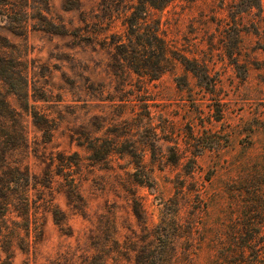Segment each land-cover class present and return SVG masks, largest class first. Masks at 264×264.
Returning <instances> with one entry per match:
<instances>
[{
    "label": "rangeland",
    "instance_id": "1",
    "mask_svg": "<svg viewBox=\"0 0 264 264\" xmlns=\"http://www.w3.org/2000/svg\"><path fill=\"white\" fill-rule=\"evenodd\" d=\"M135 1L0 0V141L12 164L53 173L30 186L29 232L0 264H135L164 244L163 264H231L236 247L248 264L247 246L264 264V0L150 8L155 78L126 59Z\"/></svg>",
    "mask_w": 264,
    "mask_h": 264
},
{
    "label": "trees",
    "instance_id": "2",
    "mask_svg": "<svg viewBox=\"0 0 264 264\" xmlns=\"http://www.w3.org/2000/svg\"><path fill=\"white\" fill-rule=\"evenodd\" d=\"M172 0H136L128 8V12H123L124 25L130 31V34L135 38L141 47L138 50L130 45L133 55L127 56L129 66L136 72H142L155 78L158 76L159 68L157 71L151 72V69H156L158 64L143 60L144 56L152 49L157 53L159 57H163L165 54V44L163 39L159 35V28L156 25H149L147 23V11L150 8H160L165 6ZM113 2V1H112ZM1 9L5 11V6H1ZM14 29L20 30L23 28L21 24L13 26ZM131 37V36H130ZM133 41V38H130ZM144 42V44L142 43ZM124 47V46H123ZM127 52L125 47L122 50ZM3 57L0 55V77H5L6 68L1 63ZM163 59V58H161ZM10 108L4 97L0 92V136L3 138L9 136L11 132V126L8 123L10 117ZM35 118V116H34ZM6 140L0 141V251L7 252L14 245H21L19 241H22L20 232L23 229L25 234L29 232V209H30V186L40 185L43 187H49L53 182V173L49 167H47L40 177L30 174L29 170L25 166L12 164L6 156V148L4 144ZM66 184V195L70 199L78 198V190L76 183L69 179ZM73 201V200H72ZM13 208L16 211V216L20 217L19 220H11L12 225H9L10 217ZM49 211L52 214L54 220L59 221L60 210L54 206H49ZM254 241V236H252ZM19 240V241H18ZM250 242V243H251ZM165 247L158 249V251H145L140 249L136 252L135 264H163V257L171 256L172 248L167 244ZM21 247V246H20ZM252 252V258L248 264H258L259 256L257 250L254 247L247 246ZM245 248L236 247L232 250V258H234L231 264H241V259L244 258ZM224 259H229V253L226 252Z\"/></svg>",
    "mask_w": 264,
    "mask_h": 264
}]
</instances>
